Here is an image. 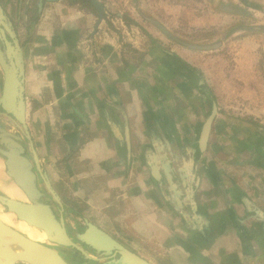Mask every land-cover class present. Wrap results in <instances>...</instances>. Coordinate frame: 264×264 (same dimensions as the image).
<instances>
[{"label":"crops","instance_id":"1","mask_svg":"<svg viewBox=\"0 0 264 264\" xmlns=\"http://www.w3.org/2000/svg\"><path fill=\"white\" fill-rule=\"evenodd\" d=\"M188 8L114 0L96 29L97 13L47 3L19 28L31 138L64 206L151 263L264 264V127L221 115L207 59L170 33L184 36ZM12 183L0 157V192L20 198Z\"/></svg>","mask_w":264,"mask_h":264},{"label":"water","instance_id":"2","mask_svg":"<svg viewBox=\"0 0 264 264\" xmlns=\"http://www.w3.org/2000/svg\"><path fill=\"white\" fill-rule=\"evenodd\" d=\"M43 1L54 3L61 0H40V8ZM91 2L98 12L97 29L105 19L106 9L101 0ZM5 19V15L0 11V39L4 44L5 53V56L0 53V66L4 74L0 108L10 114L16 121L15 127L25 133L31 147L32 159L27 154L21 135L9 132L0 124V157L5 162L6 174L24 197L15 199L0 192V206L7 213L14 214L18 221L25 222L44 233L47 242L32 240L0 219V264H69L55 247L73 248L88 260H97L82 250L68 235L63 216V203L41 168L27 124L24 52L12 29V23L6 22ZM210 128L211 120L203 133V145ZM41 181L46 188L43 189ZM48 196H52L59 204V213ZM87 227L86 231L78 236L79 240L100 255L110 258L108 264H153L135 251L126 248L93 223L87 221ZM72 254L77 255L76 252Z\"/></svg>","mask_w":264,"mask_h":264},{"label":"rangeland","instance_id":"3","mask_svg":"<svg viewBox=\"0 0 264 264\" xmlns=\"http://www.w3.org/2000/svg\"><path fill=\"white\" fill-rule=\"evenodd\" d=\"M178 1L185 2L192 10H189L188 17L184 15L187 17L185 27L180 26L185 31H179V33L184 36H179L172 28L170 33L177 36L176 42L180 47L189 51L186 58L191 63L200 66V60L207 59L209 71L204 74L205 76L203 75V80L205 83L209 82L221 115L226 119H247L249 114H254L259 120L258 123L264 127V0ZM235 4H238L236 7L243 13L234 8L225 10L223 16H226V19L223 23H221L223 18H220L222 16H219L217 22L220 25L209 30L200 29L206 22L208 24L215 19L210 14L222 12L223 5L230 7ZM196 5L199 6L197 11ZM199 13L205 16H200L198 19L197 14ZM200 20L205 22L201 24ZM161 27L165 30L170 29L168 25H161ZM179 43H186L188 46H182ZM204 54L208 57H203ZM4 211V208L0 206V217L4 221L15 228L20 223L25 225L31 233L40 234L29 236L44 242L43 233L17 221L13 215L8 214L13 218L11 221L8 220Z\"/></svg>","mask_w":264,"mask_h":264},{"label":"flooded vegetation","instance_id":"4","mask_svg":"<svg viewBox=\"0 0 264 264\" xmlns=\"http://www.w3.org/2000/svg\"><path fill=\"white\" fill-rule=\"evenodd\" d=\"M47 3H49V2L43 1L42 8H40V0H0V11L5 15V18H6L5 21L12 23V29H13L16 37L18 38L19 42H20L19 28L24 30L28 27V25H30V24L32 25L35 21H37L39 16L42 15L44 7ZM28 29H29V27H28ZM20 44L22 46L21 42H20ZM22 48H23V46H22ZM1 52L5 56L4 44L0 39V53ZM23 52H24V50H23ZM0 70L3 74V70L1 68V66H0ZM3 78H4V74H3ZM3 78H2V81H3ZM0 92H1V85H0ZM25 100H26V97H25ZM15 123H16V121L14 120V118L10 114H7L6 112H4L0 108V124H2L9 132L16 134L20 131L15 127ZM29 132H30V130H29ZM21 133H22L21 134L22 140H24V143H26L28 145L26 147L29 148L30 144L26 138L25 133L23 131H21ZM41 183H42V181H41ZM48 199L56 207V209L59 213V208H58V206L55 205L56 201L54 200V198L52 196H48ZM63 209H64L63 216H64V220H65V227H66L67 233L70 236V238L82 250H84L89 256H91L93 259H97V260H88L84 257V255L82 253H80L78 250L73 249V248L55 247L56 249H58L60 254L65 258V260L69 264H108V262L110 261V258L107 259L105 256L100 255L92 247L88 246L86 243L79 240L78 236L83 234L86 231V229L88 228L87 227V221L93 223L94 225L98 226L100 229L104 230L106 233H108L114 239L119 241L126 248H128L132 251H135L130 246V244H128L127 242H125L124 240L121 239V237L118 233L116 234L114 232H109V231L105 230L104 228H102L101 226H99L98 224H96L93 220L87 219V218H82V217L78 216L76 210L68 209V207L64 206V204H63ZM73 252H76L77 255L74 256L72 254ZM136 253H138V252H136Z\"/></svg>","mask_w":264,"mask_h":264},{"label":"bare ground","instance_id":"5","mask_svg":"<svg viewBox=\"0 0 264 264\" xmlns=\"http://www.w3.org/2000/svg\"><path fill=\"white\" fill-rule=\"evenodd\" d=\"M13 184V183H12ZM13 186L16 188V186H15V184H13ZM18 191H19V193H20V198L19 197H15V195H13L12 193V195H11V197L12 198H15V199H23L24 197H23V194L21 193V191L18 189V188H16ZM12 190H14V189H12ZM12 190H10V191H12ZM15 191V190H14ZM5 212V217H7V219L8 220H13V218L11 217V216H8V214L9 215H13V216H15L14 214H11V213H7L6 211H4ZM16 217V216H15ZM0 219L5 223V224H7L8 226H10V227H12V228H15V227H13V226H11L9 223H7L6 221H4L3 219H2V217H0ZM17 220V219H16ZM18 221V220H17ZM19 222H22V221H19ZM23 223H25V222H23ZM26 224V223H25ZM26 225H28V224H26ZM29 226V225H28ZM30 227V226H29ZM31 228H33V227H31ZM15 229H17L18 231H20V230H22V231H20V232H22L23 234H25L26 236H28L30 239H32V240H35V241H38V242H41V241H39V240H36V239H34L33 237H31V236H29V235H33V236H37V235H40L38 232H34V233H31V231H30V229H28V228H25V225H23V224H18V227L17 228H15ZM20 229V230H19ZM33 229H36V228H33ZM37 230V229H36ZM37 231H39V230H37ZM25 232V233H24ZM44 234V233H43ZM39 237V236H38ZM44 237H45V240H44V242H42V243H45V241L47 242V239H46V235L44 234Z\"/></svg>","mask_w":264,"mask_h":264},{"label":"trees","instance_id":"6","mask_svg":"<svg viewBox=\"0 0 264 264\" xmlns=\"http://www.w3.org/2000/svg\"><path fill=\"white\" fill-rule=\"evenodd\" d=\"M71 4L78 5L86 10H91L98 14L97 10L94 8L91 0H68ZM259 125L258 123H254Z\"/></svg>","mask_w":264,"mask_h":264},{"label":"built area","instance_id":"7","mask_svg":"<svg viewBox=\"0 0 264 264\" xmlns=\"http://www.w3.org/2000/svg\"><path fill=\"white\" fill-rule=\"evenodd\" d=\"M101 2L105 5H108L110 2H113V0H101Z\"/></svg>","mask_w":264,"mask_h":264}]
</instances>
